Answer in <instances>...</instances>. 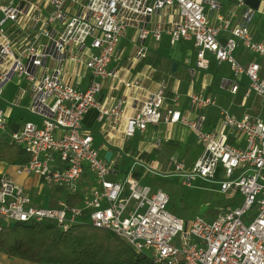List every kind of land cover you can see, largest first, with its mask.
<instances>
[{"label": "built area", "instance_id": "built-area-1", "mask_svg": "<svg viewBox=\"0 0 264 264\" xmlns=\"http://www.w3.org/2000/svg\"><path fill=\"white\" fill-rule=\"evenodd\" d=\"M244 1L235 0L239 6ZM207 4L219 7L214 0H0V101L9 83L25 82L20 99H31L27 111L40 120L26 122L10 136L30 155L16 172L80 199L73 206L67 200L56 206L36 204L12 180L2 179L0 231L18 223L47 221L60 231L89 223L114 233L153 264H264V118L237 117L225 110L219 129L205 131L206 116L185 117L168 104L164 85L151 92L143 109L131 117L124 116L123 100L112 107L101 101L103 81L118 79L113 63L130 29L139 43L137 59L145 57L144 43L150 37L160 41L167 36L173 46L193 41L198 69H209L212 60L227 64L231 92L238 93L246 77V97L254 92L264 101L260 65L243 66L235 56L241 45L264 57V43L255 41L251 32L253 11L244 13L241 25L230 28L221 16L219 25L206 16ZM169 9L178 15L172 24L158 19ZM222 30L230 33L225 43L218 38ZM87 74L89 84L83 89L75 79ZM122 85L140 89L142 83ZM215 104L202 93L190 96L196 111ZM91 110L112 131L125 119L127 140L162 124L188 127L204 145V153L190 173L172 158L174 174L189 173L187 186L195 177L218 182L224 194L240 196L241 203L226 206L212 219L185 222L169 210V195L141 183L142 170L146 175L156 171L138 160L126 171L115 161H106L83 126ZM10 124L6 110L0 108V131L10 129ZM232 137H244L245 146L232 144Z\"/></svg>", "mask_w": 264, "mask_h": 264}, {"label": "crops", "instance_id": "crops-1", "mask_svg": "<svg viewBox=\"0 0 264 264\" xmlns=\"http://www.w3.org/2000/svg\"><path fill=\"white\" fill-rule=\"evenodd\" d=\"M214 1L218 3L219 7H217V9H212L207 4L205 13L206 16L217 25L220 24L218 20L220 16L230 22V28L241 25L244 13L250 10L245 4L239 6L235 0ZM252 11L251 32L253 38L257 42L264 43V0H260L258 10ZM255 14L260 15L261 20L258 25L252 27ZM158 19L172 24L178 20V15L174 9H169L163 12ZM223 34L225 36L222 38L221 35ZM229 37V31L222 30L218 38L221 43H225ZM164 41L171 47H175L180 43H191L193 48L190 47V49H187L186 52L182 54H176L174 52L169 54L161 51L158 46L151 47L153 45H159L157 43H163ZM138 44L136 31L130 29L122 38L119 45L118 56L113 63V68L119 73L118 79H107L103 81L101 101L105 106L112 107L117 101L123 100L124 116L131 117L143 109L151 92L156 91L161 85H164L167 91L168 104L174 105L175 109L180 111L185 117L190 120H195L200 115L206 116V122L204 124L205 131H215L219 129L222 122L221 115L225 110L237 117L248 114L255 119L264 118L263 98L254 92H251L249 97H246L249 91V83L246 77L242 79L238 93L234 94L231 92V84L226 83L232 76L230 67L227 64L218 65L212 60L209 69L200 70L197 68V49L193 41H181L173 46L170 44L167 36H164L160 41H156L154 38L150 37L144 43L146 55L142 59H137ZM235 56L243 66L247 67L253 63L259 64L261 67V74L264 75L263 56L248 52L241 45L236 49ZM174 64H177L176 71L173 70ZM226 66L229 67L228 74L224 69ZM132 80H140L142 83L141 88L128 89L122 85V82ZM79 81V87L85 89L89 84V74L83 79H75V83ZM9 84L4 90L2 100L0 101V108L6 110L11 124L10 129L5 132L0 131V141L11 142L10 136L12 132H14L12 130V124H18L20 128L22 127L21 121L28 119L26 122L39 123L40 120L27 111V106L31 99H20L21 89L14 102H11L8 96ZM16 84L21 85L22 89L27 87V83L25 82L16 81ZM194 93H202L206 96H210L215 99L216 104L213 107L196 111L190 106V96ZM7 103L12 104L9 105ZM4 105L9 106L5 108ZM207 110H210V112L207 113ZM83 126L85 130L93 134L95 145L104 158L108 152H112L110 161L120 163L122 157H124L132 161V164L135 160H138L148 168L156 171V173H163L167 169L173 170L171 159H180L177 156V151L186 154L184 148L190 145V136L195 139L201 151L198 160L204 153V145L196 139L191 129L181 124H162L150 127L146 132H138L134 138L127 140L124 136L126 126L125 119L120 120L116 125L117 129L112 131L109 125L99 123L97 120V111L91 110L86 114ZM231 143L242 148L245 146V139L244 137H239L237 139L236 137H232ZM144 154H149L150 160H142L139 157ZM187 165L192 166L191 162ZM18 167V165L10 166L1 162V180L5 178L12 180L24 191V193L29 194L36 204L56 206L60 201H69L70 197H72L65 191L41 184V181L35 176L18 175L16 172ZM86 185L85 183L83 184V186ZM72 198L79 199L78 197ZM231 199H233L231 205H239L242 201L240 196ZM79 203L80 199L77 204ZM214 216L215 214H213L210 219L214 218ZM0 264L40 263L9 257L0 252Z\"/></svg>", "mask_w": 264, "mask_h": 264}, {"label": "trees", "instance_id": "trees-1", "mask_svg": "<svg viewBox=\"0 0 264 264\" xmlns=\"http://www.w3.org/2000/svg\"><path fill=\"white\" fill-rule=\"evenodd\" d=\"M139 157L150 160L149 154ZM29 160L30 155L18 144L0 141V163L20 166ZM78 202L72 197L68 201L71 206ZM0 252L40 264H153L114 233L89 223L77 224L68 231H60L47 221L18 223L0 231Z\"/></svg>", "mask_w": 264, "mask_h": 264}, {"label": "rangeland", "instance_id": "rangeland-1", "mask_svg": "<svg viewBox=\"0 0 264 264\" xmlns=\"http://www.w3.org/2000/svg\"><path fill=\"white\" fill-rule=\"evenodd\" d=\"M260 20V15L255 14L252 27L258 25ZM221 36L223 38L225 35L223 34ZM150 42L149 45L151 46ZM157 44L159 45H153L151 47L158 46L161 51L169 54H171L172 52L176 54H182L186 52L187 49H190V47L193 48V45L191 43H180L175 47L169 46L165 41L163 43ZM224 69L228 74L229 67L226 66ZM242 79L245 78L242 77ZM8 89V96L13 103L17 95H19L20 89H22V87L21 85L16 84V81H12L9 84ZM12 103L7 104L11 105ZM9 105H4V107L6 108ZM206 112L208 113L210 112V110H207ZM27 120L21 121V124L24 125ZM189 141L190 145L184 148V152H186V154L177 151V156L180 159L178 157L177 158L184 162L186 165L191 162L192 166L187 165V172L190 173V171L192 172L193 170V164L198 161L201 151L193 137L190 136ZM131 162L132 161L122 157V160L120 161V163H118V166L120 170L126 171ZM189 173H184V176H182L174 174L173 170L167 169L163 173L151 172L150 174L146 175V171L142 170V174L140 175L139 179L143 185L151 186L154 189H161L167 195H169V210L185 222H191L196 217L210 219L213 214H216L217 212L224 209L227 205H231L233 203V199L229 198L221 191L218 182L206 180L201 177H195L191 181V185L187 186L185 184V180L188 179ZM119 176H123V172H120Z\"/></svg>", "mask_w": 264, "mask_h": 264}, {"label": "water", "instance_id": "water-1", "mask_svg": "<svg viewBox=\"0 0 264 264\" xmlns=\"http://www.w3.org/2000/svg\"><path fill=\"white\" fill-rule=\"evenodd\" d=\"M244 4L252 9V10H258L259 9V6H260V0H245L244 1ZM176 68H177V64H174L173 65V70L176 71ZM18 128H19V125L18 124H12V130L14 132H17L18 131ZM111 157H112V152H108L105 156V159L107 162H110L111 160Z\"/></svg>", "mask_w": 264, "mask_h": 264}]
</instances>
